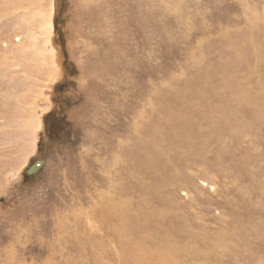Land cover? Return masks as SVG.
Wrapping results in <instances>:
<instances>
[{
  "label": "rangeland",
  "instance_id": "1",
  "mask_svg": "<svg viewBox=\"0 0 264 264\" xmlns=\"http://www.w3.org/2000/svg\"><path fill=\"white\" fill-rule=\"evenodd\" d=\"M0 264H264V0H0Z\"/></svg>",
  "mask_w": 264,
  "mask_h": 264
},
{
  "label": "bare ground",
  "instance_id": "2",
  "mask_svg": "<svg viewBox=\"0 0 264 264\" xmlns=\"http://www.w3.org/2000/svg\"><path fill=\"white\" fill-rule=\"evenodd\" d=\"M47 25H51V23H49L48 22V24ZM179 101V100H178ZM170 104V103H169ZM173 104V103H172ZM179 104V103H178ZM206 104V103H205ZM159 105H161V104H159ZM179 106V105H178ZM207 106V105H206ZM198 108V107H197ZM194 110V109H193ZM176 112V111H175ZM168 114V113H167ZM174 117V116H173ZM173 120V119H172ZM184 119H182L181 117H176L175 119H174V121L173 122H170L171 124V127L169 126V132H170V134H171V136L176 140V139H182V138H184V137H186L187 136V129H186V127H185V125H187V124H185L186 122L185 121H183ZM192 120V119H191ZM157 123V122H156ZM191 123V122H190ZM195 123V122H194ZM188 127V126H187ZM167 129V128H166ZM145 130H146V128H145ZM150 131V130H149ZM197 131V130H196ZM200 131V130H199ZM169 136V135H168ZM191 136H192V134H191ZM160 137V136H159ZM164 137V136H163ZM194 137V136H193ZM192 137V138H193ZM190 140H191V138H190ZM143 141V140H142ZM177 141V140H176ZM180 141V140H179ZM151 142V141H150ZM157 142V141H156ZM175 143V142H174ZM143 145V144H142ZM172 145H174V144H172ZM144 146V145H143ZM189 147V146H188ZM201 147V146H200ZM146 148H148V147H145L144 146V151H143V154H142V157H141V159H142V161L146 164L147 162H148V160H149V157H151V155H150V153H149V151L146 149ZM201 150V149H200ZM148 151V152H147ZM153 170H155V171H158L159 170V166L158 165H156L155 164V162H154V164H153V168H152ZM177 182V181H176ZM175 182V183H176ZM170 184V183H169ZM172 184V183H171ZM169 186V185H168ZM171 186V185H170ZM178 186H179V184H178ZM143 187H141V189H142ZM155 193H156V191H155ZM165 194V193H164ZM146 195V194H145ZM144 195V196H145ZM162 195V194H161ZM139 196V195H138ZM163 196H165V195H163ZM141 198V197H140ZM166 198V197H165ZM149 199V198H148ZM157 201V200H156ZM131 202V201H130ZM133 202H135V201H133ZM154 202V201H153ZM160 202V201H159ZM113 203H115V202H113ZM120 203V202H119ZM118 203V204H119ZM149 203V202H148ZM162 203V202H161ZM160 203V204H161ZM116 204V203H115ZM117 204V205H118ZM130 204V203H129ZM123 205V204H122ZM121 205V206H122ZM151 204L149 203V206H150ZM165 205V204H164ZM168 205H170V204H168ZM153 206V205H152ZM119 207V206H118ZM123 207V206H122ZM122 207H120V208H122ZM128 207V206H127ZM159 207V206H158ZM163 207V206H162ZM126 208V207H125ZM124 208V209H125ZM129 208V207H128ZM140 209V208H139ZM156 209V208H155ZM117 210V209H116ZM127 210V209H126ZM130 211V210H129ZM146 211V210H145ZM123 212V211H122ZM128 212V211H127ZM131 212V211H130ZM138 212V211H137ZM116 213H118L117 211H116ZM118 214H120V212L118 213ZM126 214V213H125ZM135 214V213H134ZM143 214V213H142ZM133 215L131 214V217H132ZM122 217H123V215H122ZM145 217V216H144ZM164 217V216H163ZM136 218V217H135ZM140 218V217H139ZM138 218V219H139ZM152 218V217H151ZM165 218V217H164ZM124 219V223H125V218H123ZM126 219H129V218H126ZM157 219H158V217H157ZM156 219V220H157ZM131 220H132V218H131ZM139 220H141V219H139ZM146 220V219H145ZM155 220V219H154ZM153 220V221H154ZM178 221V220H177ZM127 222H129V221H127ZM140 222V221H139ZM152 222V221H151ZM148 223H150V222H148ZM142 224V223H141ZM140 224V226H142ZM152 224V223H151ZM157 224H160V223H157ZM162 224H163V222H162ZM169 224V223H168ZM118 225H119V223H118ZM135 225V224H134ZM144 225H146L147 226V224H144ZM131 226V225H130ZM154 226V225H153ZM155 226H158V225H156L155 224ZM176 226V225H175ZM150 227H151V225H150ZM168 227V226H167ZM145 228V227H144ZM158 228V227H157ZM170 228V227H169ZM147 229H148V226H147ZM152 229V228H151ZM175 229V228H174ZM125 230H126V228H125ZM137 230V229H136ZM154 231V230H153ZM168 231V230H167ZM178 231V230H177ZM123 232H125V231H123ZM128 232V231H127ZM127 232H125V234L127 233ZM130 232V231H129ZM132 232V231H131ZM130 232V234H132ZM150 232V231H149ZM164 232H166V231H164ZM170 232V231H169ZM233 232V231H232ZM175 233H177V232H175ZM135 234V233H134ZM147 234V233H146ZM157 234V233H156ZM179 234V233H178ZM143 235V234H142ZM141 235V236H142ZM165 235V234H164ZM131 235H129V237H130ZM136 236H138V235H136ZM151 236V235H150ZM128 237V239H130ZM146 237V236H145ZM155 237V236H154ZM189 237V236H188ZM191 237V236H190ZM133 238V237H132ZM147 238V237H146ZM152 238V237H151ZM150 238V239H151ZM187 238V237H186ZM134 239V238H133ZM155 240V239H154ZM171 240V239H170ZM185 240V239H184ZM187 240V239H186ZM135 242V241H134ZM155 242V241H154ZM186 242H188V241H186ZM151 243V242H150ZM161 243V242H160ZM159 243V244H160ZM182 243H184V241L182 242ZM196 243V242H195ZM137 244V243H136ZM164 244V243H163ZM186 244V243H185ZM190 244V246H191V243H188V245ZM169 245V244H168ZM183 244H181V246H182ZM187 245V246H188ZM141 246V245H140ZM162 246V245H161ZM170 246H171V244H170ZM163 247V246H162ZM169 248V247H168ZM185 248H186V246H185ZM189 248V247H188ZM166 249H167V247H166ZM173 249V248H172ZM197 250V249H196ZM184 251V250H183ZM189 251V250H188ZM155 252V251H154ZM159 252V251H158ZM162 252V251H161ZM169 252V251H168ZM181 252V251H180ZM231 252V251H230ZM139 253H141V252H139ZM166 253V252H165ZM178 253H179V251H178ZM193 253V252H192ZM167 254V253H166ZM154 255V254H153ZM183 253H182V257H183ZM171 256V255H170ZM178 256V255H177ZM195 256V255H194ZM161 258V257H160ZM174 259H176V258H174ZM181 259V258H180ZM162 260V259H161ZM179 260V259H178ZM176 261V260H175ZM164 262V261H163Z\"/></svg>",
  "mask_w": 264,
  "mask_h": 264
},
{
  "label": "water",
  "instance_id": "3",
  "mask_svg": "<svg viewBox=\"0 0 264 264\" xmlns=\"http://www.w3.org/2000/svg\"><path fill=\"white\" fill-rule=\"evenodd\" d=\"M41 165H43V162H39L38 164H35V166L33 168H31L28 173H33L35 171V169H39L41 167Z\"/></svg>",
  "mask_w": 264,
  "mask_h": 264
}]
</instances>
